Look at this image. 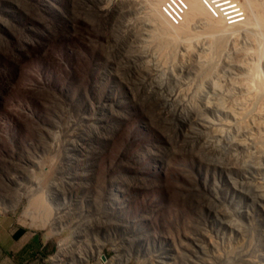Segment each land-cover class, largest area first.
<instances>
[{
  "label": "rangeland",
  "instance_id": "obj_1",
  "mask_svg": "<svg viewBox=\"0 0 264 264\" xmlns=\"http://www.w3.org/2000/svg\"><path fill=\"white\" fill-rule=\"evenodd\" d=\"M212 1L241 14L200 0L227 27L216 54L202 15L160 49L153 0H0V264H264V98L244 96L264 27L234 32L246 0Z\"/></svg>",
  "mask_w": 264,
  "mask_h": 264
},
{
  "label": "bare ground",
  "instance_id": "obj_2",
  "mask_svg": "<svg viewBox=\"0 0 264 264\" xmlns=\"http://www.w3.org/2000/svg\"><path fill=\"white\" fill-rule=\"evenodd\" d=\"M181 3H183L182 2V0H179ZM161 2H162V0H153V2H152V12H151V15H150V18H151V21H152V25H153V34H154V38H155V42L158 44V47L161 49V48H168L170 45V50L171 51H173L172 49L174 48V42L175 41H177L178 40V38L179 37H182V38H186V37H188V36H190V35H192L193 34V32H192V30L190 29V27H189V25L192 23V21L194 20V17H196V16H200V15H202V17L204 18V19H206L207 20V22L205 23V26L202 28V30L204 31L203 33L204 34H207V35H218L219 36V38L217 37V39L215 40V41H211L210 43H211V45H209V51L211 52V51H214V50H216L215 51V53L214 54H216L219 50H221V48H223V46H224V39L223 38H225V35H227V27H225V28H223L222 27V25H220L219 23H218V21H216L215 19H213V18H210L209 17V15H208V13L206 12V10L204 9V7L201 5V3H200V0H187V4H188V11L185 13V15H184V18H185V22L186 23H184V24H182V25H180V26H173V25H170L168 22H167V20L165 19V17H164V15H163V13L161 12V10H160V5H161ZM149 4V3H148ZM145 5H147L146 4V2H145ZM184 5V4H183ZM151 6V5H150ZM147 7V6H146ZM244 7H245V9H247L248 10V18H246V20H245V22H246V24H244L243 26H242V28H238V30H234V32H236V31H239V30H243V31H245V34H246V36L247 37H249V38H253V39H255V41L257 40L258 41V39H257V37H258V35H261V29L264 27L263 26V15H262V9L260 8V6H258L257 4H255V2L253 1V0H249V1H247L246 0V3H244ZM180 8H182V6L180 5ZM206 8V7H205ZM145 11V10H144ZM147 12H150V10H148ZM141 14V13H140ZM144 16V15H143ZM148 18H149V16H148ZM182 21H183V16H182ZM181 21V22H182ZM150 28V27H149ZM253 28H256V29H259V30H257L258 32V35H257V33H256V31H253ZM222 35V36H221ZM224 35V36H223ZM151 37V36H150ZM246 37V38H247ZM248 38V39H249ZM251 39H249L250 41H251V43H254V40H253V42H252V40ZM152 40V39H151ZM259 42V41H258ZM250 43V42H249ZM260 43V42H259ZM173 44V45H172ZM255 44V43H254ZM261 44H262V42H261ZM257 44H255V46H256ZM254 46V45H253ZM254 46V48H256ZM258 46V45H257ZM259 46L261 47V46H263V44L262 45H260L259 44ZM263 48L264 47H262V49H260L259 47H257V50L255 49V52H253V54H251V55H249V58H251L252 59V57H256V59L257 60H259V59H261L262 58V55L264 56V52L262 51L263 50ZM208 52V51H207ZM245 58H247V56L245 57ZM247 60V59H246ZM249 60V59H248ZM209 62L211 63V61L208 59L207 61H206V63H205V65H204V67L203 66H200L199 68L201 69V76H203L204 78L203 79H206V78H208V76H209ZM252 62V61H251ZM250 64V63H249ZM191 65H194V64H191ZM256 65H258V63L256 64ZM198 66V65H197ZM248 66H250V65H248ZM203 67V68H202ZM189 68H190V65H189ZM193 68V67H192ZM258 66H255V68L252 70L251 69V73L249 74H247L248 76L247 77H245V84H247L245 87H246V89L245 90H247V92H246V94L244 95L245 97L247 96L248 97V99H251V100H253V101H256V103H258V101L261 99V98H264V77H261L258 73L260 72H258ZM191 69V68H190ZM249 71V70H248ZM255 71V72H254ZM207 72H209V73H207ZM247 72V71H246ZM205 73V74H204ZM261 74V73H260ZM218 76V75H217ZM204 82V81H203ZM202 82V83H203ZM207 82V81H206ZM201 83V84H202ZM201 84H200V86H201ZM204 84H206V83H204ZM203 87V86H202ZM220 88V87H219ZM244 89V88H243ZM200 90V89H199ZM198 91V90H197ZM244 91V90H243ZM202 96V95H201ZM200 96V97H201ZM204 96H205V93H204ZM223 95H221L220 94V92L218 91V89H216L215 88V90L213 91V100H215L214 102L213 101H211V102H213L214 103V106L216 107V108H218V111H219V109H223V112H224V110H226V108H225V104L224 103H227V102H225L226 101V99L224 98V97H222ZM192 97V96H191ZM196 97V96H195ZM229 99V98H228ZM197 100V99H196ZM200 100H202V99H200ZM204 101H205V99H203ZM238 100V99H237ZM240 101V100H239ZM207 102V101H206ZM238 102V101H237ZM242 102V101H241ZM208 103V102H207ZM212 103V104H213ZM232 103V102H231ZM230 103V104H231ZM239 103V102H238ZM259 103H261L260 101H259ZM201 104H203V103H201ZM211 104V105H212ZM229 103H228V106L230 105ZM232 104H235V101L232 103ZM237 104V103H236ZM235 104V105H236ZM240 104V103H239ZM242 104V103H241ZM262 104V103H261ZM187 105V104H186ZM225 105V106H224ZM263 105H264V100H263ZM188 106V105H187ZM192 107H193V105H192ZM191 107V109H193ZM196 107H198L197 105H196ZM209 107V106H208ZM227 107V106H226ZM259 107H260V105H259ZM200 108V107H199ZM199 108H196V109H199ZM201 108H203V107H201ZM210 108H211V106H210ZM231 107H229V109H230ZM244 108V107H243ZM243 108L239 105L238 106V104H237V106H235V107H232L228 112L229 113H231L232 114V116H233V118H235L234 120L235 121H233V122H231L230 124H231V126L230 127H232V124L233 123H235L236 122V119H239L240 118V115H245V113L244 114H242V110H243ZM185 109V108H184ZM248 109H249V105H248ZM251 109V108H250ZM228 110V109H227ZM244 110H246V108H244ZM243 110V111H244ZM187 111V110H186ZM195 111V107H194V110H193V112ZM217 111V110H216ZM241 111V112H240ZM252 111V110H251ZM263 111V110H262ZM197 110H196V114H197ZM220 112V111H219ZM189 113V112H188ZM195 114V115H196ZM198 115V114H197ZM188 116V115H187ZM245 116H247V115H245ZM228 117V116H227ZM242 117V116H241ZM250 117H252L253 118V116L251 115ZM249 117V118H250ZM254 117H255V115H254ZM192 118V117H191ZM199 118V117H198ZM232 118V119H233ZM247 118V117H246ZM246 118H244V119H246ZM258 118V117H257ZM197 119V118H196ZM231 119V118H230ZM241 119V118H240ZM258 120V119H257ZM197 121V120H196ZM242 121V120H241ZM240 121V122H241ZM244 121V120H243ZM248 121V120H247ZM201 122V121H200ZM255 122H256V119H255ZM260 123L262 122V119H261V121H259ZM264 122V121H263ZM263 122L261 123V124H263ZM237 123L239 124V121H237ZM237 123L235 124V127H237ZM229 124V125H230ZM241 124H243V123H241ZM241 124H239V125H241ZM253 124H254V122H253ZM253 124H251L250 126L252 127V125ZM256 124H257V122H256ZM202 125V124H201ZM238 125V126H239ZM244 125V124H243ZM243 125H241L242 126V128H243ZM247 126V125H246ZM215 127V126H214ZM247 127H249V126H247ZM254 127H255V129L257 130V127H256V125H254ZM238 128H240V127H238ZM217 128L215 127V130H216ZM247 129H254L253 127L252 128H247ZM246 129V131H248L249 132V130H247ZM254 129V130H255ZM261 128H259V130H260ZM212 130H213V128H212ZM218 130V129H217ZM237 130V129H236ZM245 130V129H244ZM252 130H250V131H252ZM255 130V131H256ZM262 130V129H261ZM239 131V130H238ZM238 131H237V133H238ZM242 131V130H241ZM241 131H240V137L243 135V133H242V135H241ZM246 131H244V134H245V132ZM211 132H215V131H211ZM248 132H246L247 134H248ZM257 132H258V130H257ZM260 132V131H259ZM249 133H251V132H249ZM235 134V133H234ZM252 134V133H251ZM249 135V134H248ZM257 135V134H256ZM256 135H255V137H256ZM213 136V135H212ZM216 136H219V134H217ZM250 136V135H249ZM252 136V135H251ZM215 137V136H214ZM210 138V137H209ZM217 138V137H216ZM233 138V137H232ZM221 138H219V140H220ZM224 139V138H223ZM238 140H239V137L237 138ZM256 139H258V143L259 144H261V145H264V137L261 135V136H258ZM214 140V139H213ZM224 140H226V139H224ZM228 140V139H227ZM230 140V139H229ZM229 140H228V142H229ZM236 140V139H235ZM238 140H236V141H238ZM252 140L254 141L255 140V138L254 137H252ZM216 141V140H215ZM214 141V142H215ZM221 141H223V140H221ZM234 141V140H233ZM236 141H234V143L236 142ZM256 141V140H255ZM217 142V141H216ZM224 142V141H223ZM227 142V141H226ZM227 142V143H228ZM225 143V142H224ZM233 143V142H232ZM242 141H238L237 142V145L239 146V145H242ZM216 144V143H215ZM226 144V143H225ZM228 144H230V143H228ZM213 145H214V143H213ZM216 146V145H215ZM224 146V145H223ZM228 146V145H227ZM233 146H235V145H233ZM245 146V145H244ZM255 146V145H254ZM253 146V147H254ZM257 146V145H256ZM229 147V146H228ZM243 147V146H242ZM242 147H240L239 149H241ZM258 148H259V146H257ZM262 147V146H261ZM223 148V147H222ZM244 148V147H243ZM256 148V147H255ZM258 148H257V151H258ZM262 148H264V147H262ZM261 148V149H262ZM247 149H249V147H247ZM251 149V148H250ZM249 149V150H250ZM253 149V148H252ZM225 150V149H224ZM227 150H228V148H227ZM243 150V149H242ZM222 151V150H221ZM239 151V150H238ZM245 151V150H244ZM256 151V152H257ZM259 151H260V149H259ZM232 152V151H231ZM235 152V151H234ZM255 152V153H256ZM261 152H263V151H261ZM227 153V152H226ZM242 153V152H241ZM250 153V152H249ZM257 153H259V152H257ZM264 153V152H263ZM229 154H231V153H229ZM237 154V153H236ZM260 154H262V153H260ZM252 155V154H251ZM250 155V156H251ZM257 155V154H256ZM253 156H255V154L253 155ZM220 157V156H219ZM235 157H237V156H235ZM256 157V156H255ZM259 158V157H258ZM228 159V158H227ZM230 160V159H229ZM232 160H234V159H232ZM235 160H236V158H235ZM241 160V159H240ZM244 160V159H243ZM261 160V159H260ZM228 162H231L232 163V161H228ZM234 162V161H233ZM236 163H237V161H235ZM225 163H227V162H225ZM239 164H241V163H239ZM234 165H236V164H234ZM242 167V166H241ZM230 168V167H229ZM238 168V167H237ZM256 179V178H255ZM253 185V184H252ZM257 187V186H256ZM259 190H260V188H259ZM264 193V192H263ZM34 203V202H33ZM36 203V202H35ZM41 226V225H40ZM60 246H62V244L60 245ZM66 249V248H65ZM61 251H63V248H60L59 249V252H61ZM250 254V253H249ZM252 255V254H251ZM248 256H250V255H248ZM247 257V256H246ZM251 257V256H250ZM250 257H248V258H250ZM248 258H246V260H247V262L249 261V259ZM253 258V257H252ZM253 260V259H252ZM251 260V261H252ZM250 262V261H249ZM248 262V263H249ZM252 262H254V261H252ZM251 263V262H250ZM253 264V263H252Z\"/></svg>",
  "mask_w": 264,
  "mask_h": 264
},
{
  "label": "built area",
  "instance_id": "obj_3",
  "mask_svg": "<svg viewBox=\"0 0 264 264\" xmlns=\"http://www.w3.org/2000/svg\"><path fill=\"white\" fill-rule=\"evenodd\" d=\"M205 1L208 9H210L211 11L210 14L213 18L222 19L223 21L227 22V24H231V22H233L234 20L241 19V14L237 11L219 8V6L215 5V2H213L212 0ZM208 1H210L211 4H209ZM174 4L175 9L173 10V13L171 14L169 19H171L174 24H178L182 21V16L184 14L182 8L185 9V6L179 0H175ZM180 5L182 6V8H180Z\"/></svg>",
  "mask_w": 264,
  "mask_h": 264
},
{
  "label": "crops",
  "instance_id": "obj_4",
  "mask_svg": "<svg viewBox=\"0 0 264 264\" xmlns=\"http://www.w3.org/2000/svg\"><path fill=\"white\" fill-rule=\"evenodd\" d=\"M6 264H10V260L8 259V255H6V259L4 260Z\"/></svg>",
  "mask_w": 264,
  "mask_h": 264
},
{
  "label": "water",
  "instance_id": "obj_5",
  "mask_svg": "<svg viewBox=\"0 0 264 264\" xmlns=\"http://www.w3.org/2000/svg\"><path fill=\"white\" fill-rule=\"evenodd\" d=\"M104 260H105V258H104Z\"/></svg>",
  "mask_w": 264,
  "mask_h": 264
}]
</instances>
